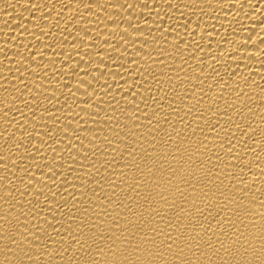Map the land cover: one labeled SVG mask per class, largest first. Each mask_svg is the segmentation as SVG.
<instances>
[{
  "label": "bare ground",
  "instance_id": "1",
  "mask_svg": "<svg viewBox=\"0 0 264 264\" xmlns=\"http://www.w3.org/2000/svg\"><path fill=\"white\" fill-rule=\"evenodd\" d=\"M239 233L264 246V0H0V264H237Z\"/></svg>",
  "mask_w": 264,
  "mask_h": 264
},
{
  "label": "clouds",
  "instance_id": "2",
  "mask_svg": "<svg viewBox=\"0 0 264 264\" xmlns=\"http://www.w3.org/2000/svg\"><path fill=\"white\" fill-rule=\"evenodd\" d=\"M241 237H243V240H241ZM11 244H17L16 239L11 240ZM127 247L128 245L125 244L120 251L125 252ZM14 249L15 247H12L9 250L11 251ZM140 251V246L137 245L133 248V251L129 253V255H139ZM142 251L147 259H152L154 256L159 257L162 255V252L147 247H145ZM224 253L229 260H234L237 264H264V246L256 247L252 242L251 236L245 235L244 233H239L230 245L224 248ZM180 254L183 255V250H181ZM20 259L23 260L24 257L21 256Z\"/></svg>",
  "mask_w": 264,
  "mask_h": 264
}]
</instances>
